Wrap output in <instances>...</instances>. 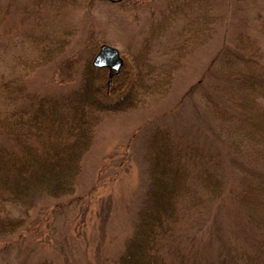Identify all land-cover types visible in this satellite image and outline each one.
I'll return each instance as SVG.
<instances>
[{"label":"trees","instance_id":"obj_1","mask_svg":"<svg viewBox=\"0 0 264 264\" xmlns=\"http://www.w3.org/2000/svg\"><path fill=\"white\" fill-rule=\"evenodd\" d=\"M74 1L31 0L21 16L39 22L42 10ZM154 6L143 45L130 60L122 55L113 76L92 66L95 45L56 85L31 88V76L72 43L66 28L35 36L36 52L19 55V70L1 78L0 264H264V27L255 24L253 35L239 21L229 35L223 0ZM166 33L174 56L154 64L152 46ZM210 44L217 49L197 81L142 128V171L118 246L107 251L103 234L92 257L74 253L88 210L79 182L104 117L163 99L190 55ZM127 155L114 163L116 174L131 170ZM98 209L103 228L112 205L102 199ZM57 211L67 212L72 234L51 230Z\"/></svg>","mask_w":264,"mask_h":264},{"label":"rangeland","instance_id":"obj_2","mask_svg":"<svg viewBox=\"0 0 264 264\" xmlns=\"http://www.w3.org/2000/svg\"><path fill=\"white\" fill-rule=\"evenodd\" d=\"M165 1L137 0V4L129 1V4L125 2L123 5H118L99 0H92L91 3L90 0H75L76 4L73 6L66 4L60 8L59 5H54L42 10L44 16L40 20L37 19L39 22H33L32 18L22 19L21 16V10L30 7L31 0H0V8L9 6V12L5 13V16L3 13L0 15V80L19 70L17 67L19 55L36 52V46L30 43L35 36L53 31L62 33L66 28H71L73 31L72 43L58 60L31 76L29 84L32 89L45 91L48 87L56 85L61 81L59 73L70 70L71 67H78V60L91 55L95 45L96 50L104 43L116 46L121 54L127 57L126 60H130L147 37L149 14L157 8L154 5H162ZM223 3V8L230 6L229 35L239 31L235 28L237 26L233 25L239 21H246L253 35H255L253 31L255 24L264 27V0H223ZM45 18L46 21L42 22ZM244 29L246 31L245 27ZM173 41L174 35L166 33L163 39L152 46L151 56L154 64L167 61L174 56L175 52L169 47ZM216 49L217 46L210 44L208 48L192 53L184 66L179 69L172 88L160 101L104 117L95 144L86 156L84 171L79 182L80 192L89 190L78 200L81 205L88 206V210L81 228L82 238L73 241L77 248L74 253L87 251L88 256L92 257L103 234L106 235L107 251L118 246L122 233H126L125 224L131 213L127 207L128 202L135 198L137 189L135 186L142 171L140 148L142 128L146 123L156 120H149L155 115L158 116L157 119L160 116L161 120L164 113L175 107L182 94L201 76L204 65L208 63ZM262 49L264 51V42ZM54 72L57 75L56 79L52 78ZM51 80L55 83H51ZM167 118L175 119L172 115ZM179 120L174 121L179 123ZM123 153L126 155L129 153L132 157V167L128 173L116 174L114 169L117 168L114 163ZM102 199L109 201L113 213L103 228H101L102 223L96 218ZM51 205L55 203L51 202ZM51 215V219L56 220L51 230L55 232V226H59V237L60 229L70 225L67 212L57 211ZM73 215V213L69 214L70 217ZM51 230L45 233V236L51 234ZM69 231L71 234L74 232L71 227ZM66 249L71 250V247L68 246Z\"/></svg>","mask_w":264,"mask_h":264},{"label":"water","instance_id":"obj_3","mask_svg":"<svg viewBox=\"0 0 264 264\" xmlns=\"http://www.w3.org/2000/svg\"><path fill=\"white\" fill-rule=\"evenodd\" d=\"M123 58L117 47L102 44L92 60V66L97 69L106 68L110 75L117 74L123 66Z\"/></svg>","mask_w":264,"mask_h":264}]
</instances>
